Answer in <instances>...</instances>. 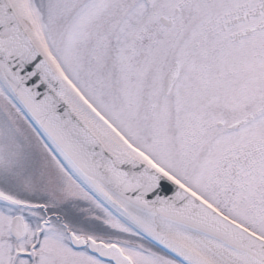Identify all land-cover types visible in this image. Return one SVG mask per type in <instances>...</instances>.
<instances>
[{
	"label": "snow or ice",
	"instance_id": "1",
	"mask_svg": "<svg viewBox=\"0 0 264 264\" xmlns=\"http://www.w3.org/2000/svg\"><path fill=\"white\" fill-rule=\"evenodd\" d=\"M0 264H264V0H0Z\"/></svg>",
	"mask_w": 264,
	"mask_h": 264
}]
</instances>
